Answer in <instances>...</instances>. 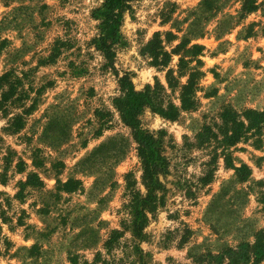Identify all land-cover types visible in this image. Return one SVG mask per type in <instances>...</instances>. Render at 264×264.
<instances>
[{
  "label": "rangeland",
  "instance_id": "1",
  "mask_svg": "<svg viewBox=\"0 0 264 264\" xmlns=\"http://www.w3.org/2000/svg\"><path fill=\"white\" fill-rule=\"evenodd\" d=\"M104 3L0 0V264H264V122L247 112H264V0H127L112 63ZM155 33L175 74L201 47L202 89L175 120L139 115L165 132L168 170L137 232L147 188L119 79L166 85Z\"/></svg>",
  "mask_w": 264,
  "mask_h": 264
},
{
  "label": "trees",
  "instance_id": "2",
  "mask_svg": "<svg viewBox=\"0 0 264 264\" xmlns=\"http://www.w3.org/2000/svg\"><path fill=\"white\" fill-rule=\"evenodd\" d=\"M126 1L105 0L103 5L105 11L103 12L104 17L101 21L100 34L97 41L100 42L99 47L103 50L104 56L109 63L113 62L115 52L107 44V40L117 30L118 19L121 16L122 10L126 7ZM242 1L241 10L244 12H251L257 8V0ZM158 35V33H155L153 39L150 41L148 53L152 58L151 64L154 67L159 70L166 69V85L161 84L156 79L153 85L146 84L142 90L137 91L129 76L125 75L119 79L120 87L124 94L118 103L120 116L123 122L130 126L134 132V138L137 143L136 152L142 172V182L147 188L145 196L141 197L139 201L134 197L138 196V194L133 191V199L130 201V208L134 207V217L136 219L133 227L137 232L141 231L144 225L143 222L146 220V209L159 203L161 198L157 196V193L163 189L160 175H164L168 170V160L163 152V136L165 132L144 129L139 115L145 108H149L151 111L157 112L169 120H175L181 111H194L197 109L199 98L196 96V92L202 89L198 85V81L203 76V71L200 70L203 63L199 58H196L201 51V47L198 45L192 46V56H195L193 58L195 61L194 66H189L190 61H185L183 56L179 57L175 74V70L169 67V63L171 53L176 52L179 54V50L177 51L176 48L170 51L166 50L161 44ZM183 77H186V80L184 83H181L180 80ZM177 89L179 104L171 100V95L168 93V90L173 93ZM216 92L214 89L213 95ZM247 112L253 116L257 129H260L261 124L264 122V112L257 110H248ZM258 142L259 138L256 139V143ZM222 154L225 155V147H223ZM208 179L209 177L204 178V181L207 182L209 181ZM138 202L141 203L139 204ZM138 205H140V208H138Z\"/></svg>",
  "mask_w": 264,
  "mask_h": 264
}]
</instances>
